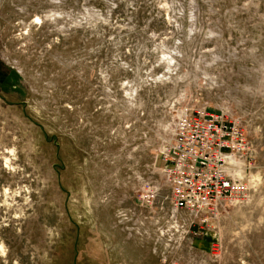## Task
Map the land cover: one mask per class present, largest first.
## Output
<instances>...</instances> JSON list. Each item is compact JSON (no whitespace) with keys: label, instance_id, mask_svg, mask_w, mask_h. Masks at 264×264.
<instances>
[{"label":"rangeland","instance_id":"374dc122","mask_svg":"<svg viewBox=\"0 0 264 264\" xmlns=\"http://www.w3.org/2000/svg\"><path fill=\"white\" fill-rule=\"evenodd\" d=\"M187 106L256 155L208 225L163 180ZM0 264H264V0H0Z\"/></svg>","mask_w":264,"mask_h":264},{"label":"built area","instance_id":"2783aa9c","mask_svg":"<svg viewBox=\"0 0 264 264\" xmlns=\"http://www.w3.org/2000/svg\"><path fill=\"white\" fill-rule=\"evenodd\" d=\"M248 148L244 130L223 113L184 107L161 156L173 211L191 212L208 225L228 200L245 195L256 156Z\"/></svg>","mask_w":264,"mask_h":264}]
</instances>
